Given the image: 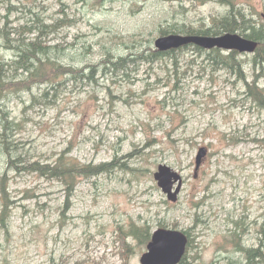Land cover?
I'll return each instance as SVG.
<instances>
[{"label": "rangeland", "instance_id": "1", "mask_svg": "<svg viewBox=\"0 0 264 264\" xmlns=\"http://www.w3.org/2000/svg\"><path fill=\"white\" fill-rule=\"evenodd\" d=\"M238 2L263 25L264 0ZM227 10L193 0H0V60L7 64L21 26L64 17L69 24L42 37L61 65L100 66L107 54L113 63L137 61L126 71L110 72L108 65L105 75L98 67L97 83L67 77L54 89L7 92L0 110L16 126L8 131L13 159L53 164L68 153L81 164L115 160L117 167L78 179L68 196L58 181L8 169L0 145V175L8 170L13 202L8 229L0 227V264H124L116 233L139 226L189 233L186 264H247L231 233L239 222L241 245L264 241V109L245 86L256 82L264 97V70L246 64L244 81L191 49L153 63L134 58L154 49L160 30L209 26ZM37 34L22 35L28 42ZM5 77L25 79L12 70ZM47 89L44 104L32 103ZM205 146L208 154L194 176L195 156ZM160 165L183 178L176 203L153 178ZM127 242L133 253L126 264H140L146 245L131 236Z\"/></svg>", "mask_w": 264, "mask_h": 264}, {"label": "trees", "instance_id": "2", "mask_svg": "<svg viewBox=\"0 0 264 264\" xmlns=\"http://www.w3.org/2000/svg\"><path fill=\"white\" fill-rule=\"evenodd\" d=\"M196 5H203L208 2H218L228 8L227 14L212 18L211 24L209 26L199 27V30L191 29L190 27L185 28H173V30H160L159 36H164L167 34H178V35H221L224 33H239L246 39H251L258 43V48L256 53L249 60L240 59V55L236 51H229L228 54L220 53L221 50L212 49V51L206 53L207 58L212 60L219 66V68H226L230 72L236 74V76L243 78L244 66L246 64H251L254 70H264V22L262 26L257 27L253 18L246 12L244 8L240 7V2L238 0H193ZM245 12H244V11ZM65 17L61 20H56L51 25H44L39 19L36 18L31 27L25 28L26 26H21L23 30V35L28 32L32 34L37 31L38 34L33 40L26 41L23 35L20 34V39L17 41V45L11 48L14 50L13 60L7 64L0 60V106L2 100L11 91H22L26 90L31 92L32 88L40 85H50L51 89L62 85V80L67 77H78L80 79H87L93 83H97V68H100L101 75H105V72L114 71L117 69L126 71L127 63L135 64L137 61L129 60L128 58H119L115 63L110 61V54L106 56L109 58L102 59L100 66H85L80 70H75L71 66H64L53 60L51 57V50L47 45L42 42V37L48 35L49 33L55 32L59 27L69 24ZM258 25V24H257ZM2 33L0 32V38ZM17 40V39H15ZM11 46V47H12ZM9 47V46H8ZM184 49H191L196 52L202 53V50L195 48L193 46H188ZM178 50V49H177ZM174 51L167 53H160L155 49H151L147 54L142 51L139 55L135 56V59L140 61H146L148 63H153L155 61H161L168 55L174 54ZM89 69L88 73L86 71ZM232 69V70H231ZM12 70L14 75H17V71H21L25 79L19 81L10 82L9 79L5 77L8 71ZM243 72V73H242ZM15 80L14 78H12ZM246 95L251 97L252 100L256 102V105L260 109H264L261 105V101L264 100L261 89L257 86L256 82H245ZM49 91L45 90L40 98L32 96V103L44 104V100L47 98ZM33 105V104H32ZM14 123L10 122L5 114L0 110V145L7 156V163L9 165L8 169H13L15 171H22L25 173H34L39 177H45L49 180H54L60 182L69 196L75 189L78 179H92L97 178L101 175L109 173L114 168L117 167V161H111L109 163H102L99 165L93 164H81L76 159L67 156L68 153H63L53 164L40 163L39 161H17L13 159L11 154V149H15L16 146L12 147V142L9 141L8 131L16 126ZM19 163L23 165L20 166ZM7 171L4 175H0V227L3 229H8L9 216L11 212L12 200L9 195L8 187V177ZM66 205V209H67ZM65 209V211H66ZM64 212V211H63ZM176 229V228H174ZM235 232L232 234L231 242L235 245V249L242 252L247 260V264H264V241L259 242L257 247H244L238 242L240 235H238L237 230L243 232V228L239 222H235L234 229ZM185 233V232H184ZM188 236V249L191 248V240L189 238V233H185ZM131 236L137 242L138 245H146L150 241L151 231L146 229L144 226L133 227L129 232L124 230H118L116 233V240L119 243V248L117 249V254L126 264L129 256L133 253V247L127 242V238ZM187 253V252H186ZM186 254L183 257L180 264H186Z\"/></svg>", "mask_w": 264, "mask_h": 264}, {"label": "water", "instance_id": "3", "mask_svg": "<svg viewBox=\"0 0 264 264\" xmlns=\"http://www.w3.org/2000/svg\"><path fill=\"white\" fill-rule=\"evenodd\" d=\"M187 45H194L203 50L214 48L233 50L240 54L253 53L257 47V44L249 39L230 34L218 37L166 35L154 41V47L159 52H168ZM206 154L205 148L198 150L195 158V176ZM154 180L166 195L167 200L175 203L182 188L181 175L165 165H160L154 173ZM174 185L176 188L173 190ZM187 242V236L181 231L157 229L151 235L146 252L140 257V264H179L185 253Z\"/></svg>", "mask_w": 264, "mask_h": 264}, {"label": "bare ground", "instance_id": "4", "mask_svg": "<svg viewBox=\"0 0 264 264\" xmlns=\"http://www.w3.org/2000/svg\"><path fill=\"white\" fill-rule=\"evenodd\" d=\"M224 16V15H223ZM188 28V27H187ZM192 29V28H191ZM195 30H199V28L198 29H195ZM225 34H230V35H238L239 33H224L223 35H225ZM168 35H176V34H168ZM178 35V34H177ZM178 36H187V35H178ZM211 36H213V37H218L219 35L217 34V35H211ZM251 41H253V40H251ZM253 42H255L256 44H257V47L256 48H258V43L256 42V41H253ZM214 49H218V50H221V51H233V50H225V49H220V48H214ZM51 101V100H50ZM1 128V127H0Z\"/></svg>", "mask_w": 264, "mask_h": 264}]
</instances>
